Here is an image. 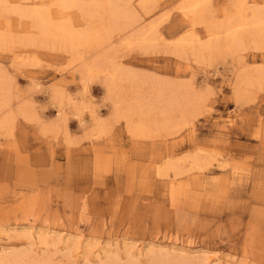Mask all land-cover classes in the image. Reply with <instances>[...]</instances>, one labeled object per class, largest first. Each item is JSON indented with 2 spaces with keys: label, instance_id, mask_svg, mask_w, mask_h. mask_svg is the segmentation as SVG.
<instances>
[{
  "label": "rangeland",
  "instance_id": "1",
  "mask_svg": "<svg viewBox=\"0 0 264 264\" xmlns=\"http://www.w3.org/2000/svg\"><path fill=\"white\" fill-rule=\"evenodd\" d=\"M53 1L44 0L53 19L84 29L78 10ZM209 1L207 18L225 19L231 0ZM188 2L154 0L135 27L79 48L76 61L63 48L0 46V257L264 264V52L246 40L199 63L175 44L208 39L202 26L185 29ZM154 24L152 47L134 39ZM31 30L0 15V33ZM242 72L253 84L237 88ZM175 165L182 191L173 199L162 174ZM31 227L51 231L47 245L15 237Z\"/></svg>",
  "mask_w": 264,
  "mask_h": 264
},
{
  "label": "bare ground",
  "instance_id": "2",
  "mask_svg": "<svg viewBox=\"0 0 264 264\" xmlns=\"http://www.w3.org/2000/svg\"><path fill=\"white\" fill-rule=\"evenodd\" d=\"M53 2L54 6L62 13H66L71 9L78 10L86 23L84 29L79 30L77 26L80 24H74L71 19H53L49 9L45 7L44 0H0L1 16L13 14L21 20H28L32 29L29 34L22 38L0 33V46L14 43L26 48H63L76 61L79 60L76 54L79 48L101 40H110L114 32L135 27L139 17L138 10L141 9L149 13L154 5V0H142L139 4H135L132 0L125 4L112 2L111 0H54ZM209 3V0H189L182 7V12L187 21L185 29L202 26L205 28V37H208V39L202 41L195 33L186 34L175 40L177 47L189 48L199 63L210 61L214 53L220 50L222 46L231 51L242 50L246 40H251L254 43V49L264 52V5H257V0H231V9L227 12L226 18L215 21L207 18ZM157 26L158 24H154L148 29L139 28L134 34V39L145 47H152L158 40ZM81 70L85 73L88 67L83 66ZM256 71L261 75L264 73L262 69ZM260 81L258 84H260ZM242 84H253V78L247 72L240 74L237 88ZM172 103L174 104V102ZM168 112L169 110L166 109V114ZM9 120L10 117H7L2 120L1 124L8 125ZM136 130L141 131L138 128ZM169 165L171 164L168 163ZM195 165L199 166L197 163ZM172 169L174 170L173 175L168 172L165 174L159 173V175L162 174L168 178V183L171 186V197L176 199L182 191V187L177 185L179 182L178 176L182 172L177 165ZM32 230L31 227L29 231H23L15 237L28 239L33 245L40 244L44 246L48 244L47 236L51 234V231L36 233ZM70 236L67 233L65 238ZM166 254H170V252H166ZM27 257L28 255L22 253L5 254L0 257V264H51L47 258L44 261L29 262L26 260ZM217 261H220V259H217ZM157 264L163 263L158 261ZM166 264L173 263L167 262ZM186 264L203 263L193 261Z\"/></svg>",
  "mask_w": 264,
  "mask_h": 264
}]
</instances>
